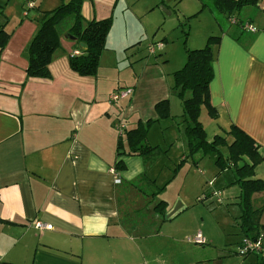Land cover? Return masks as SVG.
<instances>
[{"label":"crops","instance_id":"crops-1","mask_svg":"<svg viewBox=\"0 0 264 264\" xmlns=\"http://www.w3.org/2000/svg\"><path fill=\"white\" fill-rule=\"evenodd\" d=\"M67 1L38 0L25 11V0H0V29L9 36L0 50V264H179L175 252L163 254L158 246L176 251L184 236L193 246L186 264L231 261L236 250L198 253L205 250L198 245L210 243L207 232L189 231V225L182 236L164 230L193 205V190L202 189L190 159L183 160L185 123L181 101L171 89L172 74L184 64L185 49L201 48L209 36H219L212 46L209 83L217 116L209 117L202 107L199 120L209 140L236 125L264 152V0L227 14L221 25L201 0H83L85 21L111 20L95 75L70 69V54L80 46L65 38L63 30L48 65L49 77H28V46L43 12ZM173 11L191 17L184 40L179 19H171ZM229 16L251 22L257 31L230 24ZM67 20L68 26L72 19ZM157 41L163 48L151 55L147 46ZM124 87L132 88V94L109 103L110 93ZM163 99L169 102L170 116L156 120L154 105ZM148 119L155 121L146 141L164 153L145 162L123 154L128 149L124 133ZM117 122L124 124L121 133ZM192 161L197 167V160ZM222 173H215L212 184ZM254 173L264 180V161ZM233 180L234 174L227 185L237 189L227 206L237 204L240 194ZM167 188L174 193L171 202L165 197ZM159 200L166 202L162 216L154 210ZM251 200L253 208L262 206L258 223L264 234V192L254 193ZM239 215H233L237 224ZM36 221L51 228H35ZM197 232L204 242L188 241ZM238 234L236 245L242 237ZM242 258L231 264L250 260L249 255Z\"/></svg>","mask_w":264,"mask_h":264},{"label":"trees","instance_id":"trees-1","mask_svg":"<svg viewBox=\"0 0 264 264\" xmlns=\"http://www.w3.org/2000/svg\"><path fill=\"white\" fill-rule=\"evenodd\" d=\"M82 1L68 0L52 10L43 12L40 26L28 46V63L25 70L28 77H49L48 65L52 53L59 46V38L63 30L74 36L77 43L84 44V47L79 48V55L69 57L70 69L81 76L95 75L111 20L105 18L85 21L81 15ZM259 1L201 0V4L202 8H207L221 25L227 14L238 12L243 6L256 5ZM69 18L72 19V22L67 26ZM8 38V34L0 29V50L5 46ZM218 41L219 36L211 35L203 47L185 49L184 64L172 74L171 89L181 101L182 117L185 123L187 153L183 160L201 151L204 155H215L214 163L219 171L232 170L234 174L232 183L237 184L240 189L237 201L240 209L239 231L242 236L255 239L262 230V226L258 223L262 206L253 208L251 197L254 193L264 192V180L255 177L254 168L264 161V152H261V147L253 138L236 125H231L227 131H224V135H214L209 140L199 120L202 107L206 109L209 117L217 116L210 100L209 83L213 77L212 46L216 45ZM154 109L157 114L156 120L170 116L167 99L158 101L154 105ZM154 121L152 119L145 122L139 121L134 128L125 131L124 139L128 149L124 150L123 154L138 155L145 162H149L157 155L164 153L157 146H151L146 141L147 131ZM227 137L230 140H227ZM121 147L122 140L119 139L117 148ZM222 148H225L226 152H223ZM119 163L120 161L117 162V165ZM142 179H144V175H141L137 181L140 182ZM162 188H158L155 195ZM165 205L164 200H159L154 206V210L162 216ZM253 254L256 255L255 264H264V253Z\"/></svg>","mask_w":264,"mask_h":264},{"label":"rangeland","instance_id":"rangeland-1","mask_svg":"<svg viewBox=\"0 0 264 264\" xmlns=\"http://www.w3.org/2000/svg\"><path fill=\"white\" fill-rule=\"evenodd\" d=\"M206 9L208 12L209 10ZM210 13V12H209ZM211 14V13H210ZM212 15V14H211ZM171 19H174L177 21L179 19V22L177 25L180 26V29L183 31V40H184V33L188 31L189 29V20L191 17H182L177 13V11H173V14L171 16ZM227 17L224 16L223 21H226ZM193 26L196 27V22L193 21ZM182 40V39H181ZM137 45V44H136ZM196 153H199L198 156L193 157L189 156L188 159V165L191 166L192 172L196 175L194 178H197V181L199 185L201 186V190L197 189V192L194 193L195 191L193 190V205L184 212L177 220H175L171 226H168V229H164L165 231L172 230L175 232L176 235L182 236L185 234L183 231L184 225L189 228L190 230H199V231H204L207 232L211 235L209 238L210 243L209 244H204L198 245V247H204L205 250H198V253L202 254H210V256L214 255H219L220 252L222 251L227 253L229 250H236L237 251V245H236V240L239 238V227L238 224L236 223L235 214H238L240 209L238 207V204H229L228 206L227 201L229 195L233 194L235 192L234 189L229 187L227 185V180L228 178H232L233 173L231 170L226 169L220 172H223L220 176V178H217L213 183L215 179V173L219 171V169L216 167L214 160H215V155L214 154H202L201 151H198ZM197 160L198 166L195 167L192 160ZM178 164L176 165V169L178 168ZM180 167V166H179ZM195 170V172H194ZM231 176V177H230ZM214 188V191L212 190ZM219 188V189H215ZM199 190V192H198ZM212 190V194L207 196L206 198H203L204 195H207L210 191ZM217 190L219 193H221V201H217ZM198 196L199 199H196ZM165 197L168 199L174 197V193H172V188H167V191L165 193ZM201 199V200H200ZM166 207V205H165ZM168 221L165 219L161 223H165ZM167 223V222H166ZM189 225V227H188ZM190 236V235H189ZM186 236H184L178 243L175 244L176 251H169L166 250L167 247L162 246L160 244L159 247V252H162L163 254H168L175 252L172 256L174 259H176L177 263L179 264H186L187 262L189 263L190 261V252L193 248L191 243H188L185 240ZM160 243H164L166 240H159ZM227 248L229 250H227ZM202 251V252H201ZM233 259L229 262L223 261V264H228V263H233V261H242L244 260L242 257L238 254L233 255ZM250 260L253 261L256 259L255 254H249ZM248 260H245L247 264H249ZM256 261V260H255ZM211 264H219V263H211Z\"/></svg>","mask_w":264,"mask_h":264},{"label":"built area","instance_id":"built-area-1","mask_svg":"<svg viewBox=\"0 0 264 264\" xmlns=\"http://www.w3.org/2000/svg\"><path fill=\"white\" fill-rule=\"evenodd\" d=\"M38 0H25V11L32 9L36 6ZM228 21L230 24L237 25L240 29L249 31V32H256L257 27L253 25L249 21H242L237 19L235 16H229ZM163 48V43L161 41H157L154 43H150L147 46V51L151 55H155L159 49ZM80 49L74 50L70 56L79 55ZM133 92V89L130 87H124L114 90L110 93L108 97L109 103H115L122 99L128 98ZM119 132L121 133L124 130V124L121 122H117L114 125ZM34 227L38 229H50L51 225L47 223H43L41 221L34 222ZM188 241L192 243H202L204 242V237L201 232L195 233L193 236L188 238ZM253 253H264V234L260 233L258 237L255 239H251L249 237L242 236L237 245V254L240 256H246L248 254Z\"/></svg>","mask_w":264,"mask_h":264},{"label":"water","instance_id":"water-1","mask_svg":"<svg viewBox=\"0 0 264 264\" xmlns=\"http://www.w3.org/2000/svg\"><path fill=\"white\" fill-rule=\"evenodd\" d=\"M64 37H65V38H69V39H71V40H74V39H75L74 36H72V35H70V34H68V33H66V34L64 35ZM79 46H80V47H84V44H83V43H79Z\"/></svg>","mask_w":264,"mask_h":264}]
</instances>
